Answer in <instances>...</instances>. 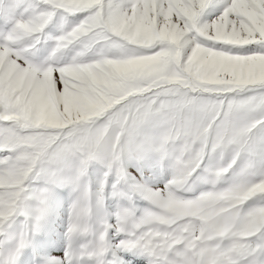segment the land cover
Masks as SVG:
<instances>
[{"label": "snow or ice", "instance_id": "snow-or-ice-1", "mask_svg": "<svg viewBox=\"0 0 264 264\" xmlns=\"http://www.w3.org/2000/svg\"><path fill=\"white\" fill-rule=\"evenodd\" d=\"M0 264H264V0H0Z\"/></svg>", "mask_w": 264, "mask_h": 264}]
</instances>
